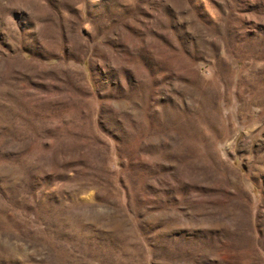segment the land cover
<instances>
[{
  "label": "rangeland",
  "instance_id": "1",
  "mask_svg": "<svg viewBox=\"0 0 264 264\" xmlns=\"http://www.w3.org/2000/svg\"><path fill=\"white\" fill-rule=\"evenodd\" d=\"M0 264H264V0H0Z\"/></svg>",
  "mask_w": 264,
  "mask_h": 264
}]
</instances>
